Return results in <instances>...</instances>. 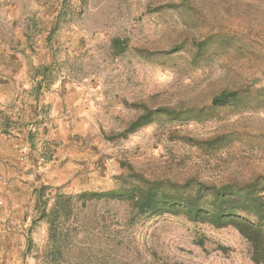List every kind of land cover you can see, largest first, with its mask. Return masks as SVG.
<instances>
[{"label":"rangeland","instance_id":"rangeland-1","mask_svg":"<svg viewBox=\"0 0 264 264\" xmlns=\"http://www.w3.org/2000/svg\"><path fill=\"white\" fill-rule=\"evenodd\" d=\"M0 40L25 49L26 70L40 73L47 97H70L65 119L80 126L78 146L89 155L64 208L55 206L59 188L40 189L2 260L255 264L231 226L136 216L129 200L79 197L130 191L134 175L216 187L264 176V0H0ZM222 91L242 101L213 108ZM162 108L195 112L174 119ZM147 110L156 112L150 121L125 132ZM44 143L33 144L37 155L51 152Z\"/></svg>","mask_w":264,"mask_h":264},{"label":"crops","instance_id":"crops-1","mask_svg":"<svg viewBox=\"0 0 264 264\" xmlns=\"http://www.w3.org/2000/svg\"><path fill=\"white\" fill-rule=\"evenodd\" d=\"M1 44L0 40V253L19 243L40 189L51 185L71 192L89 158L78 146L84 135L80 126L65 119L70 97H47L40 73L26 70L25 49ZM36 141L52 147L47 154L46 148L38 153L49 160L41 169L33 150ZM8 261L0 257V264H13Z\"/></svg>","mask_w":264,"mask_h":264},{"label":"trees","instance_id":"trees-1","mask_svg":"<svg viewBox=\"0 0 264 264\" xmlns=\"http://www.w3.org/2000/svg\"><path fill=\"white\" fill-rule=\"evenodd\" d=\"M119 41H113L118 47ZM242 101L237 91H222L212 99L213 108L232 107ZM195 111H176L162 108L158 113L168 118H183ZM151 110L132 120L126 131L132 133L147 124L153 114ZM136 177V185L130 191H110L105 193H81L79 200L89 197L95 199H126L136 216L163 215L183 216L190 222L207 223L215 228L231 226L246 239L251 247V260L255 264H264V176L243 186H207L191 183L177 184L153 182ZM71 200L66 194H57L55 206L64 208ZM65 204V205H64ZM58 215L57 209L52 211ZM239 214L252 215L255 220L242 218ZM57 217V216H56Z\"/></svg>","mask_w":264,"mask_h":264},{"label":"built area","instance_id":"built-area-1","mask_svg":"<svg viewBox=\"0 0 264 264\" xmlns=\"http://www.w3.org/2000/svg\"><path fill=\"white\" fill-rule=\"evenodd\" d=\"M37 163L39 165L38 169H41L46 164L45 158L41 155H37Z\"/></svg>","mask_w":264,"mask_h":264}]
</instances>
